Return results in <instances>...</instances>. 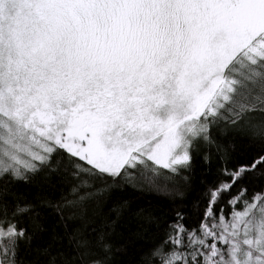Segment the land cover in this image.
Instances as JSON below:
<instances>
[{
    "label": "snow or ice",
    "instance_id": "6c2138e0",
    "mask_svg": "<svg viewBox=\"0 0 264 264\" xmlns=\"http://www.w3.org/2000/svg\"><path fill=\"white\" fill-rule=\"evenodd\" d=\"M37 178L59 196L15 190ZM128 189L184 210L101 213ZM130 224L136 264H264V0H0V264H113Z\"/></svg>",
    "mask_w": 264,
    "mask_h": 264
},
{
    "label": "trees",
    "instance_id": "16d2710c",
    "mask_svg": "<svg viewBox=\"0 0 264 264\" xmlns=\"http://www.w3.org/2000/svg\"><path fill=\"white\" fill-rule=\"evenodd\" d=\"M222 142L228 147L231 155L230 164H239L247 162L258 150L259 145L253 143L250 138V133L247 130L238 132H229L222 138ZM204 178L203 165L198 161L194 164L193 172L191 174V187L182 189L184 194V202H191L198 198L203 185L201 180ZM15 190L24 194L29 199L35 197L38 193L41 195H48L52 198H57L60 194L59 187L53 191L52 188L46 185H40L39 178L31 186L26 184H19L15 186ZM66 191V189H65ZM129 199L134 206H142L146 210L156 214L165 215L166 218L171 219L177 209V205L181 200L177 193L173 192L169 196H157L151 193H138L132 190L115 191L101 205V213L106 214L111 205L118 200ZM91 216V213H90ZM101 216L95 217L96 223H99ZM80 222L72 224L71 227H79ZM94 224H88L87 228L90 230ZM138 229L134 224L125 225L113 237L114 246L119 249L114 252L113 264H136L140 253L151 245L154 238V230L145 225L143 233L137 235ZM46 239V237H45Z\"/></svg>",
    "mask_w": 264,
    "mask_h": 264
}]
</instances>
